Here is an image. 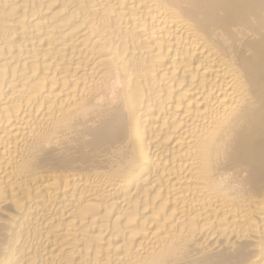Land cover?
Returning <instances> with one entry per match:
<instances>
[{
    "label": "bare ground",
    "instance_id": "bare-ground-1",
    "mask_svg": "<svg viewBox=\"0 0 264 264\" xmlns=\"http://www.w3.org/2000/svg\"><path fill=\"white\" fill-rule=\"evenodd\" d=\"M0 264H264V0H0Z\"/></svg>",
    "mask_w": 264,
    "mask_h": 264
}]
</instances>
